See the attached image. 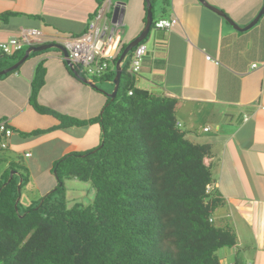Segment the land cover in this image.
I'll list each match as a JSON object with an SVG mask.
<instances>
[{
	"label": "crops",
	"instance_id": "0c3cea01",
	"mask_svg": "<svg viewBox=\"0 0 264 264\" xmlns=\"http://www.w3.org/2000/svg\"><path fill=\"white\" fill-rule=\"evenodd\" d=\"M207 1L239 27L247 25L263 4V0ZM111 3L124 7L118 30L123 41H131L144 26L145 0ZM98 4V0H0V41L36 28L43 37L39 45L59 43L65 35L83 33ZM6 12L16 14L5 18ZM162 12L159 6L155 17ZM171 14L178 17V23L169 30L154 29L147 39L136 85L174 98L176 118L186 138L212 146L204 162L213 172L212 189L223 199L214 218L226 220L237 235V243L224 249L221 263L233 264L238 259L242 264H264V13L248 30L234 28L198 0H171L164 16ZM45 50L25 60L16 71L0 76V118L7 119L14 130L9 148L0 153V164L5 163L0 181L11 165L27 167L28 172L33 169L40 158L28 149L53 148L49 150L53 158L41 170L45 173L64 154L89 150L100 141L96 125L55 128L57 118L31 106V80L39 61L46 71L37 97L40 104L88 119L98 115L106 101L103 91L69 72L60 50ZM3 59L0 50V66ZM36 130V135H26ZM87 134L95 139L81 147ZM61 140L66 144L58 147ZM47 181L39 186L42 193L54 185L52 179Z\"/></svg>",
	"mask_w": 264,
	"mask_h": 264
},
{
	"label": "trees",
	"instance_id": "16d2710c",
	"mask_svg": "<svg viewBox=\"0 0 264 264\" xmlns=\"http://www.w3.org/2000/svg\"><path fill=\"white\" fill-rule=\"evenodd\" d=\"M98 1L97 8L102 0ZM170 2L151 0L153 21L155 8H163L164 16ZM109 11L112 13V8ZM144 12L143 24L146 2ZM12 14L16 13L6 12L4 17ZM152 28L156 29L153 22ZM149 33L140 43L145 44ZM128 42L122 35L109 67L103 74L91 76V81L113 85L115 63ZM24 47L11 55L4 54L13 60L4 61L2 66L18 61ZM44 51L31 52L26 60ZM133 51L134 47L122 63L116 96H106L100 113L88 119L60 113L38 102L46 71L42 62L35 65L31 106L57 118L55 128L94 124L101 136L95 147L56 159L52 166L54 189L22 210L17 199L28 181V168L11 165L3 173L0 264H223L217 252L237 243L233 226L214 218L223 199L212 189L213 172L204 162L212 146L186 138V131L177 125L174 98L136 85L138 73L129 70ZM75 66L79 76L66 64L69 72L83 82L82 66ZM10 170L15 173L8 180ZM67 178L91 184V204L75 202L68 206ZM233 264L242 263L236 259Z\"/></svg>",
	"mask_w": 264,
	"mask_h": 264
},
{
	"label": "built area",
	"instance_id": "2783aa9c",
	"mask_svg": "<svg viewBox=\"0 0 264 264\" xmlns=\"http://www.w3.org/2000/svg\"><path fill=\"white\" fill-rule=\"evenodd\" d=\"M110 4L111 0H102L83 33L65 35L59 42L67 49V58L72 63L82 66L86 77L103 74L114 59L121 44L122 33L118 30L119 22L117 19H113L112 13L109 16L106 14L111 8ZM152 22L156 29H171L178 23V17L174 14L170 16L158 15ZM41 42H43V37L39 29H25L20 31L19 36H10L8 39L0 41V50L3 54L11 55L26 45H34ZM146 51L147 47L143 43L139 42L134 46L129 67L131 72L136 74L140 71ZM205 57L209 61L218 63L210 55H206ZM247 118V116L244 117V119ZM177 125L180 126L179 123ZM13 134L14 130L9 121L5 118H0V153L9 148ZM29 154L25 153L26 156ZM207 189H209V185Z\"/></svg>",
	"mask_w": 264,
	"mask_h": 264
},
{
	"label": "rangeland",
	"instance_id": "374dc122",
	"mask_svg": "<svg viewBox=\"0 0 264 264\" xmlns=\"http://www.w3.org/2000/svg\"><path fill=\"white\" fill-rule=\"evenodd\" d=\"M157 11H158V8L156 7L155 8V15H156ZM153 31H154V29L152 28L150 30L149 36L153 33ZM145 44L149 45L148 41H147V43L145 42ZM24 48H26V47H24ZM52 49L57 50L56 48H49V50H52ZM3 60L4 61H12L13 59L11 56L5 55ZM9 66H7V67H9ZM7 67H5V68H7ZM5 68H2L0 70H3ZM91 76L92 75L89 76V79H92ZM96 84H97L98 88L103 89L105 91H107L108 89L112 90V88H113V85H111L110 82L97 81ZM99 91H101V90H99ZM79 130L84 131V129H79ZM82 134H84V133H82ZM79 136L82 137V135L80 134L77 136V138ZM83 139L84 140L81 141V143H82L81 147L87 145V143H89V144L92 143L95 139V136L87 134V135H84ZM64 144H66V142L61 140V141H59L58 147L63 146ZM50 149H53V148H50ZM50 149H48V147H46V146H41L36 150L33 148L28 149L29 152L32 151L34 153V157H36L38 155L37 157L40 158V160L33 167V169L31 168V170H33V171L29 170L28 181L26 182V184L21 189L20 196L18 197L20 199V207L19 208L21 210L23 207L30 204V202L32 200L39 199V197L43 194L40 191L39 186L48 182L47 180L52 179L54 181V185L52 187H50V189L48 191L54 189V187H55L56 176L54 174V171H45V173L41 171L43 168L46 167L47 162L49 160H51V158H53L50 155L51 154V152L49 151ZM25 164H27L26 161H25ZM29 164H30V162H29ZM4 165H5V163L0 164V171L2 170ZM11 171L12 170H10V172ZM38 171H41V172H38ZM64 183H65V187H66V196H67L68 206H71L75 202H81L85 205L91 204L92 198H93V188L89 182L81 181L78 179H68L67 178V179H65ZM48 191H46V193ZM228 248L229 247L221 248V249H219V251L217 253L219 255H223L224 249H228ZM221 258H222V256H221Z\"/></svg>",
	"mask_w": 264,
	"mask_h": 264
},
{
	"label": "water",
	"instance_id": "95a60500",
	"mask_svg": "<svg viewBox=\"0 0 264 264\" xmlns=\"http://www.w3.org/2000/svg\"><path fill=\"white\" fill-rule=\"evenodd\" d=\"M198 1L200 3H202L205 7L209 8L212 11H214L215 13H217L218 15L223 16L229 24H231L234 28H236L238 30H248L249 28H251L252 26H254L258 22L259 18L264 13V0H263L262 7L260 8V10L256 14V16L247 25H245L244 27H239L235 23V21L230 16H228L223 10H221L220 8L210 4L207 0H198ZM145 2H146V20H145V24H144L142 30L140 31V33L134 39H132L131 41H129L127 43V45L125 46V48L121 52L119 58L117 59V61L115 63V76L113 78V88H112V90L111 91H105L103 89H100V88H98V86H97V84L95 82L91 81L90 79H88L85 76L80 75L81 81H83L84 83L89 84L93 88H98L99 90L103 91L106 94V96H108L110 99H114V97L116 96V93H117V90H118V87H119L120 77H121L122 63H123L124 59L126 58L127 54L132 50V48L134 46H136L139 42H141L142 40H144L146 38L147 34L149 33V31L151 29V24H152V21H153V13H152V9H151L152 8V4H151V0H145ZM113 6H114L113 7V11H112L113 19H117L118 22L121 23L122 19H123V16H124L125 9H124V7H122V5L119 6V4H114ZM48 48H57L58 50H60L63 53V55L65 57L66 64L69 66L71 71L75 75H78L77 67L74 65V63H72L69 60V58H67V56H68L67 49L63 45H61L59 43H44V44H40V45H29L25 49L23 56L18 61H16L14 64L10 65L7 68H5L3 70H0V75L5 74L8 71H11V70L17 68L23 61H25L28 58V56H29V54L31 52L42 51V50H45V49H48ZM101 145L102 144H100L99 147ZM94 150H97V149H94ZM54 173H55V171H54ZM13 174H14V171L12 170L10 172L8 180L11 179ZM21 181H22V179H20L19 184L21 183ZM18 189H19V187H18ZM50 191H48V192H50ZM18 200H19V198L17 199V201ZM17 201H16V203H17Z\"/></svg>",
	"mask_w": 264,
	"mask_h": 264
},
{
	"label": "clouds",
	"instance_id": "9594fccd",
	"mask_svg": "<svg viewBox=\"0 0 264 264\" xmlns=\"http://www.w3.org/2000/svg\"><path fill=\"white\" fill-rule=\"evenodd\" d=\"M112 4V3H111ZM60 44V43H59ZM34 45H39V43L38 44H34ZM29 46V45H28ZM62 53V52H61ZM63 54V53H62ZM63 58H64V61H65V57H64V55H63ZM66 62V61H65ZM75 65V64H74ZM85 76V75H84ZM86 77V76H85ZM88 78V77H87ZM89 79V78H88ZM91 80V79H90ZM178 123V122H177ZM180 127V126H179ZM7 150V149H6Z\"/></svg>",
	"mask_w": 264,
	"mask_h": 264
}]
</instances>
